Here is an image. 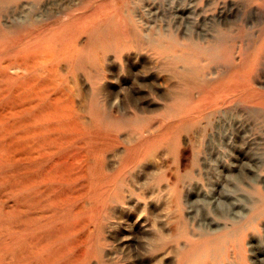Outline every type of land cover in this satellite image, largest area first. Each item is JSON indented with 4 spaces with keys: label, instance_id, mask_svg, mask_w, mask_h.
Returning <instances> with one entry per match:
<instances>
[{
    "label": "rangeland",
    "instance_id": "rangeland-1",
    "mask_svg": "<svg viewBox=\"0 0 264 264\" xmlns=\"http://www.w3.org/2000/svg\"><path fill=\"white\" fill-rule=\"evenodd\" d=\"M2 43L0 264H264V0H0Z\"/></svg>",
    "mask_w": 264,
    "mask_h": 264
},
{
    "label": "bare ground",
    "instance_id": "bare-ground-1",
    "mask_svg": "<svg viewBox=\"0 0 264 264\" xmlns=\"http://www.w3.org/2000/svg\"><path fill=\"white\" fill-rule=\"evenodd\" d=\"M66 17H68V14H66ZM86 19H87V16L83 14L77 17V19L74 18L72 20H68L65 22L61 20L57 27H52V26L47 27V26H43L40 23H38L39 20L31 18L29 20V26L23 31H21L22 34L21 35L19 34L20 36L15 38L14 40L13 39L11 40V42L14 41L13 47H16L15 49L16 51H13L12 57L10 56L11 59L9 60V64L7 65V67L8 68L12 66L16 68L19 67L22 70H27L29 73L34 74L27 81L22 80L20 85H25V84L29 85L33 83L34 81L38 80L37 78L38 76H35L36 73H34L37 69L47 70L49 72L48 75L50 73H53L55 70V65L61 60L63 56L68 55V52H65L64 50L67 48V46L69 48V46L79 36L81 30L78 28V24L83 22ZM7 40L8 39H6V42H8ZM9 41H10V38H9ZM57 44H60V46ZM0 45H2L0 47L4 48L3 45H6V43L5 44L2 43ZM5 49H6V46H5ZM41 52L43 53L45 52L46 54H43V55L49 56L50 58L49 63L41 64L40 57L43 56V55H39L41 54ZM1 66H4V64ZM231 83L235 87L239 85L240 83L239 72H236L233 74L231 78ZM207 90L206 91L209 92L210 94L211 92L213 93L211 94V96L217 93V87H211ZM223 237L227 238V235H223ZM220 239L221 237H218V238L212 237L209 241L210 246L208 247L207 252H209L210 247L212 250L216 251V249L214 248L217 247L218 245L217 242H219ZM228 242H232L234 245H238V246H240L241 244V243L239 244V242L237 243L236 239L235 240L228 239Z\"/></svg>",
    "mask_w": 264,
    "mask_h": 264
}]
</instances>
